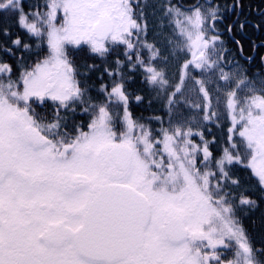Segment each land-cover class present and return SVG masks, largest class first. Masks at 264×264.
I'll return each mask as SVG.
<instances>
[{
  "label": "snow or ice",
  "instance_id": "snow-or-ice-1",
  "mask_svg": "<svg viewBox=\"0 0 264 264\" xmlns=\"http://www.w3.org/2000/svg\"><path fill=\"white\" fill-rule=\"evenodd\" d=\"M25 7L24 0H0V13L12 14L37 49L32 63L21 52L18 72L0 59V264H264V243L249 236L240 215L264 201V77H249L229 59L217 28L226 12L243 8L242 0L230 6L197 0L186 9L167 0L160 11L174 32L164 47L147 42L148 23L135 0H43ZM261 17L253 28L264 27V12ZM247 26L243 20L226 30ZM0 35L10 37L9 27H0ZM234 43L243 57V42ZM81 45L101 57L124 46L125 59L117 56L115 69H104L119 79L100 85L101 102L79 79L97 66L81 71L70 56L69 48ZM14 47L33 46L17 36L3 51L15 56ZM180 52L191 59L173 83L167 66ZM125 67L138 69L167 107L170 127L159 135L129 110ZM211 82L217 101L223 89L231 118L218 156L210 150L214 138L200 132L201 144H194L193 129L179 119L186 104L205 121L218 119ZM192 91L202 102L190 101ZM49 103L50 111L37 110ZM77 105L89 116L86 125L71 121ZM235 166L256 179L258 198Z\"/></svg>",
  "mask_w": 264,
  "mask_h": 264
},
{
  "label": "flooded vegetation",
  "instance_id": "flooded-vegetation-1",
  "mask_svg": "<svg viewBox=\"0 0 264 264\" xmlns=\"http://www.w3.org/2000/svg\"><path fill=\"white\" fill-rule=\"evenodd\" d=\"M167 0H135V3L139 4V7L136 8V11H140L143 9L145 18L148 23V30L152 36H157V39H152L148 41V43H157L158 46L164 47L166 39L173 38L174 29L169 23L168 19L163 18V14L160 11V7L162 4L166 3ZM171 4L174 6H181L182 8H189L197 3V0H170ZM206 0H199V3L204 4ZM213 3H219L223 5L230 6L233 3V0H212ZM243 8L236 9L233 12H226L225 18L222 23L217 24L218 30L222 33V40L224 41V45L226 48L230 49L229 59L235 57V60L239 62L240 70L246 72L244 67H248L251 70V78H260L264 77V62L261 61V57L264 56V48H257L253 49L252 44L255 42L256 44H260L264 42V27L261 29H255L252 27L253 24H257L261 22V12H264V0H242ZM148 11V12H146ZM139 13V12H138ZM2 14H0V27L2 26ZM248 21V26L245 28L244 31H234L233 33L229 34L227 32V27L230 24H235L238 21ZM11 33H14L15 39L17 36L24 42L31 44L33 47L31 50L24 51L22 48L17 49L15 51V56L10 55L3 51V48L6 47L3 42L4 38L3 35H0V59L7 61L8 63L14 66V71L18 72L19 69L16 68L17 57L21 55L23 52L25 61L27 63L35 62L37 59L36 56V39L27 32L26 29L19 30H10ZM146 33V34H147ZM141 39H143L141 37ZM239 39L244 44V53L243 57H241L236 49V45L234 40ZM10 41V39H8ZM41 55L47 54L46 46L39 49ZM70 56L74 60V63L81 71L85 70L86 65H99V58L101 56L91 53L90 49L87 45H81L79 47H70L69 48ZM124 46L118 45L113 46L112 51L105 57H110L112 59L110 63V70L115 69L114 61L117 56L120 57L121 60L125 59L123 56ZM236 52L237 55H231V53ZM144 56L148 55V52L144 50ZM254 57L252 60H245L244 57ZM85 58L87 60L79 62V58ZM191 59L190 54L185 52L178 53L174 58H170L169 64L167 66L169 72V78L172 80L173 83L177 82L179 79V75L181 72V64H183L186 60ZM233 68V67H232ZM121 71L124 74L126 83V89L129 93H131L129 97V110L133 114V117L139 120V122L146 124L150 127L153 131L154 136L159 135V130L161 128H169V116H168V109L164 106L159 100L156 99V92L151 90L150 86L146 85L143 82L142 73L137 70H130L129 68L125 67L122 68ZM190 72V75L196 77L197 70H193ZM247 73V72H246ZM79 79L82 82H86V86L88 87V95L93 98V100L97 102L103 101L104 97L100 93L99 88V77H98V70L90 73L87 78L84 76H80ZM113 79H119V77H109L107 78L106 84H111ZM189 81H192L189 79ZM191 82H188V87L190 86ZM84 86V83H82ZM193 88L195 85L192 83ZM212 89V82L210 83V91ZM140 95L144 99L140 102L136 101L135 96ZM192 103H195V99H198V95L195 91L188 92L186 94ZM196 103H200L197 102ZM83 106L77 105L76 112L71 116V121L75 123H82L84 125L87 124L89 120V116L81 111ZM52 108L51 103L45 105L43 108H38L37 110L40 112L50 111ZM216 111V110H215ZM217 112V111H216ZM159 117L160 119H156ZM203 113L194 107L191 104L186 105L181 109V116L179 119L183 120L185 129L187 127H191L193 129V135L190 139L193 141L194 144H201V137L197 133L202 132L204 135V139L208 141H212L214 138V143L210 144V150L213 152L214 155H219L220 150L222 147L225 146L227 142V130L228 126L226 125L227 121V114L220 116L218 119L213 118L212 120L205 121L203 120ZM220 123V124H219ZM173 124H175V120H173ZM213 146L215 147L213 149ZM241 177L242 175L238 173H234ZM247 183H244L242 179V183L245 186H256L255 178L248 176ZM233 191H238L236 194L239 195L241 189H233ZM244 210H249L245 208ZM241 219L243 223L244 213L241 214ZM251 216V215H250ZM228 257H231V252L227 253Z\"/></svg>",
  "mask_w": 264,
  "mask_h": 264
},
{
  "label": "trees",
  "instance_id": "trees-1",
  "mask_svg": "<svg viewBox=\"0 0 264 264\" xmlns=\"http://www.w3.org/2000/svg\"><path fill=\"white\" fill-rule=\"evenodd\" d=\"M37 2L42 3L43 0H24L25 3V10H28V6L29 5H34ZM148 12V11H146ZM2 14L1 19H2V26H8L10 30H19V28L22 29V27H20L17 23H15V19L12 16V14L10 13H0ZM15 35L14 33H11L10 37H4V42L3 44L5 46H8L9 41L8 39H12L14 38ZM142 38H144L142 36ZM146 39L147 42L151 41L152 39H157V36L155 35H151L149 32L146 34ZM143 40V39H142ZM17 49H15L16 51ZM237 55L236 52L231 53V55ZM79 62L85 61L87 59L81 57L78 59ZM112 59L110 57H101L99 58V65L96 68L98 70V77L99 79V84H106L107 83V78H108V74L106 72H104L105 67H107L108 69H110V63H111ZM244 70L247 72V75L250 76L251 75V70L248 67H244ZM103 73V77L101 78V74ZM229 117V116H228ZM220 124V123H219ZM231 122L229 121V119H227L226 121V125L228 126L227 128L229 129ZM227 135H229L228 130H227ZM228 137V136H227ZM215 147L213 146V149ZM233 173H238L240 175H242V179L244 180V183H247L248 176L250 175L249 170L244 169L240 166H235L232 168ZM256 181L253 180V182ZM250 188L252 189V191L249 193L250 195L253 196V198H258L259 196V192L257 189V186H250ZM235 193H237L238 191H234ZM238 196V195H237ZM244 217H243V225L244 227L247 229L248 234L250 237L253 238V240L257 243V245L259 246V244L264 243V201H261L259 203V206L257 208H255L254 210H244ZM251 215V216H250Z\"/></svg>",
  "mask_w": 264,
  "mask_h": 264
},
{
  "label": "rangeland",
  "instance_id": "rangeland-1",
  "mask_svg": "<svg viewBox=\"0 0 264 264\" xmlns=\"http://www.w3.org/2000/svg\"><path fill=\"white\" fill-rule=\"evenodd\" d=\"M232 70L233 71H235L236 69H235V67H233L232 68ZM191 73H193L192 72V69H190L189 70ZM197 74H198V70H197V72H196V76H197ZM188 82H191L190 83V86L188 87L189 89H192L193 88V86H192V81H189L188 80ZM216 88H217V85L214 83V82H212V89H211V92H212V96H213V101H212V103H213V105L215 106L214 107V110H216L217 111V113L219 114V117L220 116H223L224 114H227V119H229V121L231 122V118H230V116H229V114H228V109H227V107H226V99H225V96H224V91H223V89L221 90V92H220V94H219V99H218V101H217V91H216ZM187 94V93H186ZM245 93H244V91H241L240 93H239V95H241V96H243ZM198 97V99L196 100L195 99V103H196V101L197 102H202L201 100H200V97L199 96H197ZM188 105L189 104H186V106H187V108H188ZM229 116V117H228ZM218 117V118H219ZM215 118V117H214ZM216 119V118H215ZM187 120V119H186ZM186 120H185V122H186ZM230 127H231V124H230ZM229 127V128H230Z\"/></svg>",
  "mask_w": 264,
  "mask_h": 264
}]
</instances>
